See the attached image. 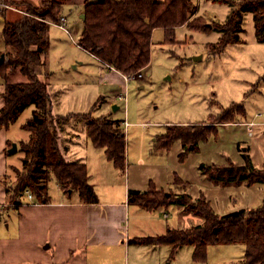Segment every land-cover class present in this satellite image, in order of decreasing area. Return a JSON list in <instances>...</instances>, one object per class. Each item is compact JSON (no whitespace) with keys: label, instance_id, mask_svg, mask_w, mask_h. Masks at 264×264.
Instances as JSON below:
<instances>
[{"label":"rangeland","instance_id":"obj_1","mask_svg":"<svg viewBox=\"0 0 264 264\" xmlns=\"http://www.w3.org/2000/svg\"><path fill=\"white\" fill-rule=\"evenodd\" d=\"M4 1L0 0L2 53L5 51L1 39L4 17H16L18 12L14 7L5 5ZM191 1L196 7L195 15L202 17L209 30L195 31L179 27L175 30V40L166 44L163 30L154 29L150 62L141 71V77L127 83L121 82L122 85L117 82L110 85L102 80L106 69H102L100 64L76 46L82 30L81 0H66L61 10L63 28L56 24L49 26L45 65L38 70L41 71L42 80L47 82L54 111L65 116L63 119L52 118V122L57 129L65 123H69L71 129L74 124L76 132L82 134L86 116L92 119L115 116L120 122L125 119L131 123L124 132L125 174L129 170L130 178L132 173H138L164 187L167 186L166 180L177 176L188 183L185 192L193 200L203 196L210 202L216 215L239 209H255L262 202L264 185H215L200 173L198 167L201 163L225 165L229 161L240 166L245 164L243 155L248 154L256 168H264V43L256 40L253 16L246 12L242 15L240 42L214 54L209 51L208 44L218 42L220 32L211 27L223 24L230 11L239 6L242 0H229L231 4L222 0ZM25 80L19 71L9 73L6 78L0 77L2 85ZM120 93L125 94L126 100L116 99L120 108L114 113L109 103L114 94ZM233 105L243 107L245 115L241 108L233 109L238 114L235 121L242 123H219V113ZM30 108L32 106L24 110L10 129L22 142L27 136L21 125L29 117ZM210 116L213 118L209 119ZM250 120L253 124L248 126L244 123ZM165 123L186 125L187 130L194 132L200 128L218 132L205 142H200L197 152L189 151L180 156L184 149L179 141L174 142L168 150L157 151L154 148L153 138L166 131L168 127H163ZM120 128L124 131V126L120 125ZM23 156V152L16 147L8 159L9 164L17 167L20 173H23ZM13 168L6 175H0L3 183H0V187L7 189V201L17 184ZM47 186L49 196L54 198L57 187L55 180L51 178ZM176 189L181 194L184 187L178 183ZM167 212V224L174 228H189L200 222L192 214L186 215L181 210L177 212L172 206ZM178 215L183 216L182 221H178ZM192 249L191 246H182V251H178L172 264H241L244 255L241 244L210 245L206 260L193 262Z\"/></svg>","mask_w":264,"mask_h":264},{"label":"trees","instance_id":"obj_2","mask_svg":"<svg viewBox=\"0 0 264 264\" xmlns=\"http://www.w3.org/2000/svg\"><path fill=\"white\" fill-rule=\"evenodd\" d=\"M65 1H4L5 5L14 7L18 12L16 17H4L1 39L5 51L0 52L4 54L0 77L6 78L9 73L19 71L26 80L4 84V91L0 95L3 100L0 130L8 129L26 108L34 107L31 117L21 126L29 133V139L20 143L19 147L24 154L21 159L23 173L13 168L17 184L8 203L14 206L21 204L20 198L25 192L34 196L38 203H49L47 185L51 177L63 191L76 192L83 203L98 202L88 181L85 164L66 161L59 148L58 130L52 122L54 116L51 114L47 85L37 74L46 61L48 28L51 24L61 25L64 18L61 10ZM222 1L231 4L229 0ZM81 6L84 18L77 45L109 68L133 77L132 80L137 79L150 62L154 29L163 30L166 44L175 40V30L179 27L195 31L209 30L202 17L195 15L196 7L191 0H81ZM246 12L253 16L256 40L264 43V0H242L239 6L230 11L223 24L211 27L220 32V37L218 42L208 44L209 51L219 54L228 45L240 42L242 15ZM237 108H241L245 115L241 105H233L219 113V123L236 122L235 116L238 114L233 109ZM84 121L92 145L103 149L107 160L123 173L126 168V139L120 123L87 116ZM165 126L168 127L166 131L154 138V148L157 151L168 150L174 142L179 141L184 149L180 156L189 151L197 152L200 142H205L218 132L202 128L194 132L181 124ZM10 147L11 143H8L7 150ZM243 156L245 164L240 166L229 161L225 165L201 163L198 169L215 185H264V168H256L248 154ZM178 183L184 189L188 184L176 176L174 184ZM4 190L7 196V189ZM127 202L146 211L177 206L184 214H192L200 221L189 228L170 229L162 236L129 240V244L168 245L171 247L170 258L182 246H191L193 262H204L210 245L241 244L244 246L241 264H264V195L255 209H239L216 215L210 202L203 196L193 200L186 192L175 194L157 190L150 181L144 191L128 190Z\"/></svg>","mask_w":264,"mask_h":264},{"label":"crops","instance_id":"obj_3","mask_svg":"<svg viewBox=\"0 0 264 264\" xmlns=\"http://www.w3.org/2000/svg\"><path fill=\"white\" fill-rule=\"evenodd\" d=\"M74 44L76 45V42ZM76 46L81 49L78 45ZM84 52L100 64L102 69H106L102 76L106 84L112 85L117 82L122 85L124 75L104 65L86 51ZM37 74L41 78V71ZM43 81L47 85V82ZM3 91L4 85L0 83V95ZM117 95L114 94L113 100L109 103L114 113L120 108L116 101ZM2 106L3 100L0 96V108ZM50 108L55 119L65 118L64 114L54 111L51 102ZM33 109L34 107L28 109L30 115L25 122L31 117ZM100 117L105 118L103 116L94 118ZM106 119L118 121L119 125H123L124 121L127 126L131 124L125 119L120 122L115 116ZM234 123L242 122L223 125ZM244 123L249 126L253 124V121ZM165 125L166 123L163 127ZM11 126L6 130H0V175H6L9 169L13 168L8 162L10 155L7 152L8 143H15L18 148L20 143H23L12 133ZM73 126L74 124L69 129V123H65L57 129L58 145L66 161L85 164L88 181L98 197V202L83 203L76 192L63 191L55 181L56 196L52 198L48 194L49 203H38L33 196L28 197L29 192H25L20 198L21 204L14 206L8 203L5 190L0 187V264L174 263V258H177L176 254L182 247L177 250L176 257L170 258L171 247L168 245L129 244V240L162 236L170 229L181 228H174L167 224L169 215L166 213L169 207L146 211L136 205L128 204V190L144 191L151 180L148 181L145 175L138 173L136 175L132 173L130 178L129 170L126 174L125 171L120 172L107 160L103 149H97L92 145L87 137L85 124L82 134L76 132ZM25 133L27 136L25 142H27L29 133L27 131ZM175 179L166 180L167 186L164 187L158 182L152 181V183L157 190L179 194L174 184ZM182 182L185 181L182 180ZM24 195H27L26 198ZM172 207L176 208L177 212L181 210L177 206ZM178 216V221H182L183 216Z\"/></svg>","mask_w":264,"mask_h":264},{"label":"built area","instance_id":"obj_4","mask_svg":"<svg viewBox=\"0 0 264 264\" xmlns=\"http://www.w3.org/2000/svg\"><path fill=\"white\" fill-rule=\"evenodd\" d=\"M59 27H61V28H63V23H61V25H58ZM139 77H141V74L140 75H138V77L137 78H139ZM131 78H133V77H127V76H123V79H124V82H129V81H131L132 79ZM117 99L119 100V101H123V99H125L126 100V98H125V94H123V93H120V94H118L117 96ZM123 124H124V127H127V123H126V121H124L123 122ZM31 194H29V198L32 196H30Z\"/></svg>","mask_w":264,"mask_h":264},{"label":"water","instance_id":"obj_5","mask_svg":"<svg viewBox=\"0 0 264 264\" xmlns=\"http://www.w3.org/2000/svg\"><path fill=\"white\" fill-rule=\"evenodd\" d=\"M82 18H84V15H81ZM4 62V54H0V64ZM16 151V144L12 143L11 147L8 149V153H14Z\"/></svg>","mask_w":264,"mask_h":264}]
</instances>
